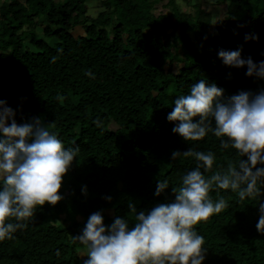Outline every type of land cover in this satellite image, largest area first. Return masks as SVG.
<instances>
[{
    "label": "trees",
    "instance_id": "1",
    "mask_svg": "<svg viewBox=\"0 0 264 264\" xmlns=\"http://www.w3.org/2000/svg\"><path fill=\"white\" fill-rule=\"evenodd\" d=\"M4 1L0 100L17 124L39 117L66 149L79 152L63 179L62 200L38 206L26 228L0 241V264H83L87 249L73 237L91 214L101 212L106 226L127 218L131 227L130 204L147 212L174 201L172 189L198 163L173 160L174 151L212 152L206 177L240 159L211 133L185 141L167 116L200 79L222 88L224 98L264 90V79L219 57L240 50L244 59L264 61V0H212L226 5L215 23L198 4L182 12L176 0H99L96 17L88 15L90 0ZM165 179L169 188L157 197V181ZM258 186L262 195L244 200L213 186L210 198L225 199L227 207L194 228L207 250L202 264H264V234L257 231L264 185Z\"/></svg>",
    "mask_w": 264,
    "mask_h": 264
},
{
    "label": "clouds",
    "instance_id": "2",
    "mask_svg": "<svg viewBox=\"0 0 264 264\" xmlns=\"http://www.w3.org/2000/svg\"><path fill=\"white\" fill-rule=\"evenodd\" d=\"M219 57L226 66L246 67L248 77L264 79V61L257 64L251 57L244 59L240 50L220 51ZM167 119L178 122L172 131L185 141H201L211 133L220 139L222 148L234 149L240 159L206 177L215 159L212 152L174 151L173 160L183 156L198 162L182 177L181 185L172 189L174 201L147 212H137L130 204L131 227L127 218L118 216L106 226L101 212L91 214L82 233L73 237L87 249L83 264H202L207 250L194 228L227 207L225 199L210 198L213 186L231 189L241 200L262 195L258 185H264V90L240 91L224 98L222 88L200 79L189 94L175 100ZM96 123L99 127L100 122ZM49 125L39 117L17 124L13 109L0 100V241L26 228L38 206H55L63 198V179L79 147L66 149ZM168 188L167 179L158 180L155 195ZM259 214L257 231L264 234V203L259 205Z\"/></svg>",
    "mask_w": 264,
    "mask_h": 264
},
{
    "label": "rangeland",
    "instance_id": "3",
    "mask_svg": "<svg viewBox=\"0 0 264 264\" xmlns=\"http://www.w3.org/2000/svg\"><path fill=\"white\" fill-rule=\"evenodd\" d=\"M55 1H60V0H55ZM163 1V3H165ZM4 0H0V5L4 4ZM177 5L179 6V9L182 12H193V4H198L203 10L208 11L212 14L213 16V23H215L218 19H221L225 15L226 11V5H214L212 0H191V2H185L184 0H176ZM88 6V15L91 17H96L100 12H102L103 8L100 6V1L99 0H90L87 3ZM158 10H163V12H169V9L161 7V5L158 6ZM155 13H158V11H155ZM38 37H42L41 33L37 31ZM50 42V44H53V40H47ZM29 46V45H28ZM30 49L32 50L33 48L29 46ZM175 69L177 67H174ZM111 127L115 130L116 133L120 134L121 130L114 124L111 125Z\"/></svg>",
    "mask_w": 264,
    "mask_h": 264
}]
</instances>
